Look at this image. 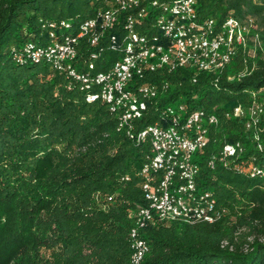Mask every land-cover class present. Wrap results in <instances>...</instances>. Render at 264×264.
Listing matches in <instances>:
<instances>
[{
  "label": "trees",
  "instance_id": "16d2710c",
  "mask_svg": "<svg viewBox=\"0 0 264 264\" xmlns=\"http://www.w3.org/2000/svg\"><path fill=\"white\" fill-rule=\"evenodd\" d=\"M108 1L0 0V264L130 262L135 212L148 204L138 171L150 141L138 143L118 129L119 117L108 103L89 102L87 91L65 73L46 62L14 58L29 41H50L47 21L93 17ZM196 7L218 22L229 14L252 15L264 37V0H197ZM124 16L112 32L122 33ZM91 49L82 39L78 69H86ZM118 57L105 50L96 70L109 69ZM243 61L240 51L219 73L161 68L140 80L156 84L158 93L134 121L136 131L154 123L162 108L179 103L220 117L208 146L194 159L201 165L200 187L213 190L230 210L213 223H150L142 230L150 250L140 264H264V174L249 173L251 165H264V121L260 150L245 119L226 115L248 104L253 90L264 103V60L257 58L250 74L229 78ZM237 141L245 146L238 169L207 165L225 143ZM126 174L130 179L122 180Z\"/></svg>",
  "mask_w": 264,
  "mask_h": 264
},
{
  "label": "built area",
  "instance_id": "2783aa9c",
  "mask_svg": "<svg viewBox=\"0 0 264 264\" xmlns=\"http://www.w3.org/2000/svg\"><path fill=\"white\" fill-rule=\"evenodd\" d=\"M196 4L197 0H109L107 7L77 24L76 31L72 32L74 25L68 19L47 21L50 41H29L14 54L19 63L46 62L51 69L65 73L87 91L89 102L101 99L108 103L119 117L118 129H126L138 143L150 141L151 150L138 171L148 204L135 212L129 233V264H140L149 252L142 230L150 223H213L230 213L219 204L213 190L200 187L201 165L194 159L208 146L212 127L220 123L216 113L203 108L189 110L179 103L162 108L154 123L138 131L134 122L145 115L148 101L158 93L156 84L140 82L147 72L191 67L219 73L241 51L243 67L229 76L240 79L255 69L257 58L264 60V37L252 15L229 14L218 22L214 17H202ZM122 12L123 30L118 34L112 30L118 27ZM82 39L92 48L85 70L77 66ZM107 49L118 52L119 57L109 69L97 71L96 62ZM258 95L251 91L248 104L240 103L226 115L244 118L246 130L263 150L264 103ZM244 151L242 141L227 142L207 159V165L215 168L222 163L238 169L235 162ZM249 173L264 174V165H251ZM121 179L129 180L130 175Z\"/></svg>",
  "mask_w": 264,
  "mask_h": 264
},
{
  "label": "rangeland",
  "instance_id": "374dc122",
  "mask_svg": "<svg viewBox=\"0 0 264 264\" xmlns=\"http://www.w3.org/2000/svg\"><path fill=\"white\" fill-rule=\"evenodd\" d=\"M71 23L74 25L72 32L77 30V24H80L84 19L83 18H72L69 19ZM97 199L103 198L104 196L101 193H96L95 194Z\"/></svg>",
  "mask_w": 264,
  "mask_h": 264
}]
</instances>
